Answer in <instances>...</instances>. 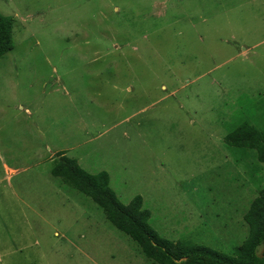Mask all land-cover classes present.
Wrapping results in <instances>:
<instances>
[{"label": "rangeland", "instance_id": "1", "mask_svg": "<svg viewBox=\"0 0 264 264\" xmlns=\"http://www.w3.org/2000/svg\"><path fill=\"white\" fill-rule=\"evenodd\" d=\"M0 264H155L88 196L61 153L107 171L150 227L234 254L264 164L225 136L264 125V0H0Z\"/></svg>", "mask_w": 264, "mask_h": 264}, {"label": "trees", "instance_id": "2", "mask_svg": "<svg viewBox=\"0 0 264 264\" xmlns=\"http://www.w3.org/2000/svg\"><path fill=\"white\" fill-rule=\"evenodd\" d=\"M14 47V19L0 13V57ZM225 143L233 152L264 164V125L243 119L225 136ZM52 174L90 197L112 225L136 242L141 253L155 264H264V188L244 215L247 238L234 254H227L204 244L160 236L150 227L151 211L145 207L144 197L137 195L124 204L112 189L107 171L91 174L77 159L61 153L53 163Z\"/></svg>", "mask_w": 264, "mask_h": 264}]
</instances>
